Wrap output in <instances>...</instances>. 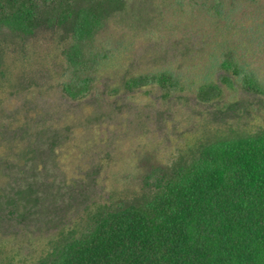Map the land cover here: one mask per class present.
Wrapping results in <instances>:
<instances>
[{"label":"rangeland","instance_id":"1","mask_svg":"<svg viewBox=\"0 0 264 264\" xmlns=\"http://www.w3.org/2000/svg\"><path fill=\"white\" fill-rule=\"evenodd\" d=\"M230 1L129 0L95 36L109 64L82 99L62 91L72 73L49 34L2 43L1 258L36 257L88 205L137 187L149 166L170 164L199 138L264 127L263 96L222 86L204 101L197 90L206 73L233 74L221 66L228 60L264 80V43L246 39L254 3ZM161 69L179 73L184 89L124 87Z\"/></svg>","mask_w":264,"mask_h":264},{"label":"trees","instance_id":"2","mask_svg":"<svg viewBox=\"0 0 264 264\" xmlns=\"http://www.w3.org/2000/svg\"><path fill=\"white\" fill-rule=\"evenodd\" d=\"M128 1L0 0V82L5 40L49 34L72 73L62 91L84 98L109 64L95 36ZM252 1L246 39L257 47L264 43V7ZM235 62L221 64L233 67L231 75L200 78L204 101L220 97L222 86L264 97L263 78ZM181 79L161 69L132 76L124 87L154 85L170 93L184 89ZM0 264H264V127L199 138L170 164L149 166L137 187L88 205L36 257H0Z\"/></svg>","mask_w":264,"mask_h":264}]
</instances>
